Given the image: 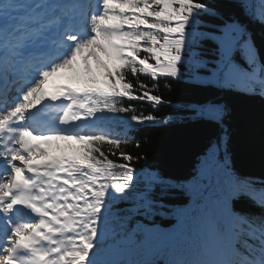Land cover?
I'll return each instance as SVG.
<instances>
[{
  "label": "trees",
  "instance_id": "obj_1",
  "mask_svg": "<svg viewBox=\"0 0 264 264\" xmlns=\"http://www.w3.org/2000/svg\"><path fill=\"white\" fill-rule=\"evenodd\" d=\"M132 5L141 15L136 41L119 50L116 67L105 70L114 77L113 88L90 98L93 117L130 131L112 139H72L99 163L104 180L101 199L89 202L101 222L84 235L91 247L77 248V258L87 251L89 264H208L204 249L219 264H238L229 257L233 226L240 264H261L264 95L234 79L264 77L259 22L264 2L250 0L247 12L244 0H132ZM228 25L237 26V38L247 39L244 55L237 50L234 60L249 69L250 58L252 74H221L214 69L215 41L204 40L199 52L208 61L200 77L195 76L200 58H189L186 46L179 78L173 75L185 37L197 43L202 33ZM153 40L163 42L153 53L155 63H146L148 56L138 61L142 45L148 51ZM129 48L134 60L122 56ZM77 75L70 80L82 81Z\"/></svg>",
  "mask_w": 264,
  "mask_h": 264
},
{
  "label": "snow or ice",
  "instance_id": "obj_2",
  "mask_svg": "<svg viewBox=\"0 0 264 264\" xmlns=\"http://www.w3.org/2000/svg\"><path fill=\"white\" fill-rule=\"evenodd\" d=\"M261 2H264V0H261ZM244 6H245V11L247 12L251 8L250 0H244ZM259 22L264 23V20H259ZM185 27H187V26H185ZM236 27L237 26H234V25H228V26H225L223 31H220L218 33H216V32L215 33H209V34H203L202 33L201 38L197 43H192V42L188 41L187 38L185 37L179 45L180 54H179V57L177 58L176 69H175V72L173 73V75L176 78H179L180 66H181V63L183 62V60L185 58L184 48L186 46L187 55L189 58H194V57L200 58V63L202 64V67L197 68V70H196L197 78L200 77L201 70L202 69L206 70L207 61H208L206 58L202 57L200 55V52H199V47L204 40L215 41V45L217 46L219 55L216 59V64H215L214 69L219 71L221 74L223 72H239L243 75L252 74L253 70H254V65H253L250 58L248 60H246L247 64L249 65V69H245V68L241 67L234 60V54L237 50H240L241 54L244 55L242 45L247 42V39L243 38L242 36L237 38L236 31H235ZM151 43H152L153 47H151L150 50H148V51H146L145 46L142 45L141 55H139L138 61L144 60L145 57L148 56L149 59H147L146 63H152V64L155 63V56L153 55V53L155 52L156 48L160 47V43H163V42L162 41L157 42L156 40H153ZM253 47H254V45H253ZM256 56L258 58V53L256 54ZM104 59L107 60L110 64H112L113 67L117 66V61H115V59L112 58L111 56L105 55ZM160 59L162 60L163 57L161 56ZM93 67H95V65H93ZM140 74L141 73H137V75H140ZM72 75H73V72L68 68L57 69L56 72L53 75L49 76L48 79L44 82V86L48 89V92L46 93V97H51L52 99H57L60 96H62L63 95L62 93L53 94L52 89H53L54 85L57 83L58 84L69 83L70 77H72ZM94 75L96 76V79L100 80V81H102L106 78L103 75V73L99 72V71L95 72ZM4 76H5V69H4L3 65L0 64V97H4L7 95V92L5 91V89L3 87V83H2ZM84 78L86 79V77H84ZM109 78L113 79V82H114V77H109ZM157 79H159V77H157ZM123 82L128 83L126 75H125V79ZM136 87H137V85H132L134 95H136V93H135ZM134 95H133V98H134ZM29 99H30V97H29ZM42 102H43L42 99H37L35 103H30L28 105V107H29V109H35V108H37L38 105L42 104ZM24 135L28 136V133H25ZM49 139L52 141V143L46 145V148H47V152L50 155H56V154H59L61 152L76 153L79 151L80 146L75 140L65 141L61 137H49ZM145 159H146V157H145ZM69 183H71V182H69ZM13 235L16 237H19L20 241L23 242V237H24V230L23 229L17 228ZM94 235H95V233H94ZM6 244H7L6 247H0V253H3L2 255H0V264H10V262L13 260L15 253H16V249L12 246L11 240H8L6 242ZM85 245H86V249L88 247H91V245H89L87 241H85ZM85 258H87V251L80 254V260L81 261H86ZM53 264H54V262H53ZM261 264H264V258H262Z\"/></svg>",
  "mask_w": 264,
  "mask_h": 264
},
{
  "label": "rangeland",
  "instance_id": "obj_3",
  "mask_svg": "<svg viewBox=\"0 0 264 264\" xmlns=\"http://www.w3.org/2000/svg\"><path fill=\"white\" fill-rule=\"evenodd\" d=\"M44 4L47 5L50 0H43ZM103 4L101 2L100 6ZM99 6V7H100ZM40 11V10H38ZM113 16H118V19L121 17H126L125 21H122L119 23L117 20L115 26L112 28L110 25L111 19ZM100 21V31L92 28L94 31V34L97 33L95 36H90L89 38H85L84 41L81 43L80 48L75 50V52H72L68 57V59L61 62L57 68H68L72 69L75 64H79L84 69H87L91 73L97 72L99 69H102L104 65H108V61L104 59L105 55H109L113 57L114 53L113 51L108 48V45L113 42V38L118 35L121 37L126 36L127 34H130L133 36V29L137 28L136 21H138V14L135 13L133 10H131L129 7L125 8L123 6V0H109L108 5L106 6L105 12L101 16H97L93 19L92 23L95 21ZM77 51V52H76ZM95 65V67H93ZM112 65V64H111ZM198 65H201L199 63ZM50 75L49 72L46 73L45 77L48 78ZM254 75V74H253ZM196 76V75H195ZM193 76V77H195ZM235 84L239 86H243L246 90H251L252 88L256 91H260V93L264 94V88H256V86L263 85L264 86V77H255L252 76L250 78H246L244 82H242L239 78L234 79ZM234 80L233 83H234ZM249 80V81H248ZM242 82L239 84V82ZM253 84V85H252ZM37 90V89H36ZM84 89L82 88L81 91ZM39 91L37 90V97H39ZM75 93V105L77 106L78 100H79V94L77 91H73ZM32 100V98L29 99L27 95H25L24 104H27L28 101ZM79 106V105H78ZM81 107V105H80ZM47 138L41 140L40 142H44ZM20 141H23V138L19 139ZM18 143V142H17ZM21 146V145H20ZM25 149V147H24ZM26 150V149H25ZM41 156L40 150H37L33 153H22L18 154V158H16L18 161L21 159L26 160L30 157H36ZM2 185V184H1ZM6 185L2 188L5 189ZM2 189H0L1 193ZM7 203H5L6 206Z\"/></svg>",
  "mask_w": 264,
  "mask_h": 264
},
{
  "label": "bare ground",
  "instance_id": "obj_4",
  "mask_svg": "<svg viewBox=\"0 0 264 264\" xmlns=\"http://www.w3.org/2000/svg\"><path fill=\"white\" fill-rule=\"evenodd\" d=\"M101 2L103 1V0H100ZM105 1V0H104ZM77 2H80V1H77ZM109 2V0H106V2H105V4H103V5H101L100 7H99V0H92V3H90L89 4V8L87 9V11L86 12H84V10H83V8H79L78 6L75 8V11H78V12H80V14H81V16H82V21L84 22L86 19H87V22L89 23V25L92 27H94V29H96V30H98V31H100V21L99 20H97V21H95L94 23H92V21H93V19H94V16L92 15V13L93 12H96L95 14H96V17L97 16H101L104 12H105V10H106V6H107V3ZM79 5H80V7H85L84 6V2L83 3H79ZM80 20V21H81ZM92 27V28H93ZM90 31H92V30H90ZM86 36V35H85ZM84 36V37H85ZM59 37V36H58ZM83 37V38H84ZM82 38V39H83ZM69 46V43H67V44H64V45H61V46ZM56 56H53L52 57V54H51V56L48 58L50 61L51 60H53L54 58H55ZM49 60H47V61H49ZM73 67H76V68H78V69H80L82 72H83V74H87L89 71L87 70V69H84L82 66H80L79 64L77 65V64H75ZM83 76H85V75H83ZM13 85V84H12ZM12 85L9 87V88H7V89H5V91L7 92V95L6 96H4V97H1L0 98V103H3V102H7V96L11 93V91H12ZM7 86H8V84H7ZM52 92H53V94H60V93H62V94H67L68 96H71V98H70V101H71V99L73 98V93L67 88V87H65V86H62V85H56V86H54V88L52 89ZM40 96H41V94H40ZM40 98V97H39ZM0 117H1V114H0ZM67 121H68V123L70 122V120L69 119H67ZM19 145L21 144V146L22 147H17V145L15 144V146H14V149L12 150V154L13 155H15V157L17 156V153L19 152V154H22V153H24L25 151L23 150V143H18ZM3 174H5V175H2V177H6L7 175H8V173H6V172H4ZM3 192V191H2ZM5 192V191H4ZM11 198V196L9 195V193H8V195H6V196H2V195H0V205L1 206H4V203H6L7 202V200L8 199H10ZM3 200V201H2ZM28 230V228L27 229H24V231H27ZM5 241V238L3 237V235H1L0 234V247H3V245H4V243H6V242H4ZM37 240H33L32 241V243H34V242H36ZM0 255H1V253H0Z\"/></svg>",
  "mask_w": 264,
  "mask_h": 264
}]
</instances>
